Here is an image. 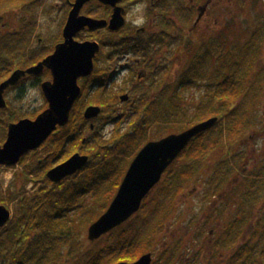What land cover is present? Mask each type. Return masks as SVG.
<instances>
[{"label":"trees","instance_id":"1","mask_svg":"<svg viewBox=\"0 0 264 264\" xmlns=\"http://www.w3.org/2000/svg\"><path fill=\"white\" fill-rule=\"evenodd\" d=\"M41 1L34 5L30 0H0V83L54 50L31 46ZM258 1L238 0L232 10L243 13L248 3L257 6ZM203 2L181 1L177 15L182 32L195 27L197 8ZM14 15L19 19L16 26L10 25ZM257 23L242 44H228L227 29L207 40L187 42V64L175 76H157V84L147 90L158 91L155 99L144 88L138 90L144 102L124 132L122 122L134 116L120 119L111 110L118 93L115 82L103 80L98 56L93 75L81 83L82 95L89 98L85 106L80 105L81 97L70 122L26 158L24 172L18 176L21 185H10L5 191L0 185V204L12 211L10 222L0 229V264H115L151 252L152 264H264V151L253 159L245 145L234 147L253 137L255 142L264 139V16H258ZM50 78L46 69L40 75H26L6 95L17 90L20 96L25 82L35 79L40 84ZM194 87L198 95L187 96L185 91ZM93 104L101 106L102 113L88 120L83 112ZM9 105L8 101L6 108H0V144L11 122L24 116ZM216 117V126L192 139L167 168L139 212L90 247L84 245L83 232L107 211L154 128L160 139ZM114 123L109 136L105 128ZM74 152L90 156L85 168L62 182L46 177L55 162ZM248 158L254 160L251 168L244 164ZM208 169L211 173L201 197L207 210L193 219L197 231L176 232L168 240L167 231L174 224L170 222L179 218V197ZM32 183L33 192L27 189ZM198 187L197 195L202 192ZM189 234H193L190 240Z\"/></svg>","mask_w":264,"mask_h":264},{"label":"water","instance_id":"2","mask_svg":"<svg viewBox=\"0 0 264 264\" xmlns=\"http://www.w3.org/2000/svg\"><path fill=\"white\" fill-rule=\"evenodd\" d=\"M90 0H76L63 30L64 40L58 42L55 51L29 69L14 71L7 80L0 83V108L7 107L5 93L10 86H15L26 75L40 73L48 68L52 79L41 86L48 102V108L36 118H21L8 126L7 140L0 145V166H14L21 162L25 154L39 149L59 128L70 122L72 110L82 96L81 77H91L95 69V58L100 52L101 43L97 41H77L81 29H92L106 25L105 20L81 15L80 11ZM105 4H116L118 0H100ZM119 7L115 9L112 24L118 26ZM203 13V12H202ZM202 16V15H200ZM111 26L113 27V25ZM128 97L123 95V99ZM99 105L89 106L84 115L93 120L100 116ZM219 118H209L204 122L187 128L185 131L166 135L156 141H149L136 155L127 170L115 198L107 211L89 226L88 237L92 242L129 220L139 212L149 192L158 185L167 168L183 153L188 144L197 135L216 126ZM89 155L75 152L64 162L55 165L47 172V177L54 183L76 174L85 168ZM12 218V211L0 204V229ZM154 254L144 253L135 261H121L115 264H152Z\"/></svg>","mask_w":264,"mask_h":264},{"label":"flooded vegetation","instance_id":"3","mask_svg":"<svg viewBox=\"0 0 264 264\" xmlns=\"http://www.w3.org/2000/svg\"><path fill=\"white\" fill-rule=\"evenodd\" d=\"M47 1L48 0H43L41 2L44 6L50 4L47 7L52 8L49 11L51 13L55 6L52 3H47ZM57 1H60L65 8L59 31V37L61 36L59 41H63V30L67 25L66 23L70 11L76 0ZM181 1L182 0H118L114 5L110 3L105 4L100 0H90L81 9V15L105 20L107 22L106 25L95 29L89 26L81 29L76 36V40H95L101 43L97 62L103 65L101 71L103 80L111 84L115 82L118 100L113 104L111 110L119 114L118 118L121 119L124 115L134 116L137 114L136 111L141 108V104L144 102L140 93H137L138 90L144 88L147 91L153 87V85L155 86L158 82V80H156L157 76L162 73L173 75V72L171 73L169 69L172 65V62H170L171 58L176 57V54L178 55L177 60L183 58L185 50H187L186 38L181 31L183 28L181 27V21L177 15L179 6H181ZM223 1L228 5V15L232 17L233 15L230 14L231 8L229 0H205V2L198 5L195 27L197 25H204L207 23V19L210 21L212 17L214 18V23L216 20L219 21L221 15L218 14V8ZM30 2L37 5L38 0H30ZM27 4L29 3L25 1V5ZM118 7L121 14L118 15V22H116L118 26H114L116 24H112L111 20L115 14V9ZM169 14L172 15L171 18L174 19V21L170 23ZM141 17H143L144 23L137 26L135 21ZM211 27L214 28L213 25H211ZM46 70L49 69L46 68ZM49 71L51 73V70ZM89 78L90 77H81L79 84L83 83V80ZM125 94H127L128 97L123 99L122 97ZM147 94V96L153 100L157 97L158 91L153 90L152 93L148 92ZM92 124L93 123L90 125L93 130L94 127ZM42 147L43 146L38 150L43 149ZM35 152L36 150H33V152L24 155L21 162L16 166H21L20 168L24 172V165L27 162L26 158L31 154L33 155ZM60 160L61 158L55 162L51 169L56 164L63 162ZM49 170L45 173L46 177ZM38 180L41 181L42 178L38 177ZM31 185H33V183Z\"/></svg>","mask_w":264,"mask_h":264},{"label":"rangeland","instance_id":"4","mask_svg":"<svg viewBox=\"0 0 264 264\" xmlns=\"http://www.w3.org/2000/svg\"><path fill=\"white\" fill-rule=\"evenodd\" d=\"M43 1V0H42ZM185 4L189 0H184ZM264 1V0H263ZM262 0L257 2V6H255L254 3H248L247 7L245 8L243 13H239L236 10H232L233 6H236L237 0H229V5H230V14L233 15L231 17L228 15V5L223 1L219 8H218V14L221 15V19L219 21H215L214 23V18L212 17L209 21L207 19V23L204 25L198 26L199 28H195L193 26H190V28L185 29L182 33L185 35L186 38V44L187 42H191L192 40H198L200 41L201 39L207 40L210 39L211 36L218 35L219 32L227 29V35L229 36L228 38V44H242L245 41H247L251 37L252 30L258 25L257 20L258 16L259 18H262L264 16V3ZM47 3H52L54 4V9L50 13H47V9L50 4L44 6L42 5L41 8L37 9L39 18H38V23H37V28L36 32L34 34V39L32 40L31 46H34L35 49L38 48H45V49H50L54 48L55 49V44L59 38V31L61 28V21L63 20L64 17V12L65 8L63 7L62 3L57 0H48ZM57 4V5H56ZM172 16V15H171ZM17 16L14 15L13 18H11V23L10 25L13 24V26H16V23H18L19 19ZM214 23V24H213ZM211 25L214 26L211 27ZM181 33V34H182ZM39 34V35H38ZM41 39V41H40ZM32 48V49H34ZM175 59L171 58L170 62H172L171 67H169L170 72L174 74L179 73V71L183 68L184 65L187 64V56H183L182 59L177 60V54L175 55ZM102 65V64H101ZM103 68V65H102ZM101 68V69H102ZM173 76V79H174ZM39 80L31 79L28 82H25L22 87L23 91L21 92V95L19 96V92L16 91H11L9 94L6 95V99L9 101V106L17 110L19 113H22L24 115L23 117H28V118H36V116L42 112V110L46 109L47 106V99L44 96V93L42 91V88L38 82ZM122 83V82H119ZM118 83V84H119ZM187 96H194L198 95L199 89L198 88H188L185 91ZM80 105L81 107H84L85 102L89 100V98H86V94L82 95V98L80 99ZM79 100V101H80ZM87 108V107H86ZM86 110V109H85ZM84 110V111H85ZM262 111L264 112V106L262 108ZM31 113H35V116H30ZM29 114V115H27ZM136 119V116L132 118H126L122 122L120 128L124 132L129 127V122L134 121ZM115 123L108 125L105 128V133L109 136H111L112 132L114 131ZM159 136V132L154 128L151 133H150V139L151 140H156L157 137ZM49 140H47L44 144H46ZM249 142H246L244 144L238 143L234 147L236 150L243 148L242 146L245 145V148L249 150V157H252L253 159L256 157H259L260 153L264 151V139H260L258 142L256 138H251L248 140ZM248 143V144H247ZM43 144V145H44ZM44 155V153H42ZM248 158L244 164L247 163V165L250 167L251 164H254V160ZM21 166H0V185L3 191L5 189L12 185L13 187L21 185L19 182L18 176L21 175L22 169L20 168ZM251 168V167H250ZM211 173V169H208L206 173L202 174L199 176L198 180L196 183L192 184L189 189L188 193L180 196L178 199V219H174V223L169 226V229L167 231V236L169 235V239L171 237L175 236L176 232L184 233V232H196L197 231V226L196 222H193V219L198 217H202V212L201 210H207L205 207L202 206V201L201 197L204 193V185L205 182L208 181L206 180L209 177V174ZM199 186V187H198ZM200 188L202 192H200L197 195V189ZM27 189L30 191H36V186L28 185ZM85 207L88 209L90 208L89 203H86ZM189 209V212L187 210ZM87 211V210H86ZM203 215H207V213H204ZM227 214H224L223 217H225ZM177 221V222H176ZM88 231L89 229L82 234V240L84 242V245L87 247H90L91 244L96 243L92 242L91 239L88 237ZM108 235V234H106ZM103 235L102 237L106 236ZM193 234H189L187 239H191ZM101 237V238H102ZM100 240V239H99ZM104 240H101L100 244H103ZM158 256V255H157ZM156 256V257H157Z\"/></svg>","mask_w":264,"mask_h":264},{"label":"clouds","instance_id":"5","mask_svg":"<svg viewBox=\"0 0 264 264\" xmlns=\"http://www.w3.org/2000/svg\"><path fill=\"white\" fill-rule=\"evenodd\" d=\"M135 23H136L137 26L143 24L144 23L143 17H141L140 19L136 20Z\"/></svg>","mask_w":264,"mask_h":264}]
</instances>
